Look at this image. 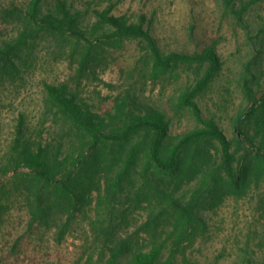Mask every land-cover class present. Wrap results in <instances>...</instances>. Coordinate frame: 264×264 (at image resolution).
Listing matches in <instances>:
<instances>
[{
	"label": "rangeland",
	"instance_id": "1",
	"mask_svg": "<svg viewBox=\"0 0 264 264\" xmlns=\"http://www.w3.org/2000/svg\"><path fill=\"white\" fill-rule=\"evenodd\" d=\"M55 1L46 0L44 7ZM66 1L77 16L80 29L97 34L100 28L97 11L105 9L111 0ZM243 5L248 8L242 20L220 0H124L112 11L132 21H143L166 53L195 52L216 45L221 66L196 101L205 117H214L234 145L237 137L234 122L247 105L244 73L250 68L256 74L254 81L264 84V0H239L234 8ZM16 32L14 25L0 30V44ZM86 44L75 37L43 34L32 47L23 50L20 73L14 78H0V163L4 164L13 152L21 123L24 138L45 147L61 148L64 152L61 159L76 156L83 146L91 157L104 158V146L97 153L91 152L73 118L50 98L47 84L69 83L82 109L106 128L118 125L122 119L118 102L123 99L127 102L126 111L136 115L163 113L169 123L168 144L202 126L190 108L177 106L181 91L199 80H195V65L156 71L145 42L113 38L97 42L88 65L82 69ZM114 147L118 149L119 145ZM251 165L255 167L256 163ZM19 176L10 172L0 194V205H5V220L0 223V264H76L94 255L91 221L99 215L98 191L94 188L89 193L85 188L86 177L81 176L76 186L83 205L73 216H65V221H71L60 242L54 225L39 226L34 232L27 229L24 198L15 190L22 184ZM127 186L131 188V183ZM127 200L129 197L122 200L123 220L127 223L121 233H131L146 219V212L131 209V201ZM203 215L208 220L207 228L196 231L197 240L188 244L189 258L195 263L264 264V176L259 186H253L243 197L224 193L214 205H207ZM20 237L23 240L15 253L12 248ZM97 253L94 261L98 259Z\"/></svg>",
	"mask_w": 264,
	"mask_h": 264
},
{
	"label": "trees",
	"instance_id": "2",
	"mask_svg": "<svg viewBox=\"0 0 264 264\" xmlns=\"http://www.w3.org/2000/svg\"><path fill=\"white\" fill-rule=\"evenodd\" d=\"M45 1L0 0V30L11 25L17 27V32L0 44V78H14L20 73L23 50L32 47L43 34L84 40L87 51L81 61L82 69L88 65L97 42L140 39L150 48L156 71L195 65V80H199L181 91L177 106L190 108L202 126L168 144L169 123L165 115L160 111L136 115L126 111L128 106L123 99L118 102L122 119L118 125L106 128L82 109L69 83L47 84L50 98L73 118L91 152L97 153L104 146V158L91 157L83 146L76 156L61 159L64 154L61 148L45 147L24 138L21 123L13 152L4 164L0 163V194L10 172L22 175L19 176L22 184L15 190L24 198L27 229L34 232L39 226L54 225L61 242L71 221H65V216H73L83 205L76 186L80 184L79 178L85 176L89 193L94 188L98 191L99 215L91 221V246L95 247L94 255L98 252V259L94 261L91 255L76 264H197L189 258L188 244L197 240L196 231L207 228L203 210L223 198L224 193L247 195L264 176V84L254 81L256 74L250 68L244 73L247 105L234 122L237 131L234 145L214 117H205L196 101L221 66L215 44L195 52L166 53L143 21L112 13L124 0H111L105 9L97 11L100 28L97 34H88L78 26L77 16L66 0H56L47 8ZM220 1L238 19H243L246 5L235 9L239 0ZM116 144L120 148L115 149ZM251 162L256 163L255 167ZM127 183H131V188ZM128 197L131 209H143L146 219L131 233H121L127 223L123 220L122 200ZM4 208L1 204L0 223L5 220ZM22 240L23 237L16 240L13 252H18Z\"/></svg>",
	"mask_w": 264,
	"mask_h": 264
}]
</instances>
